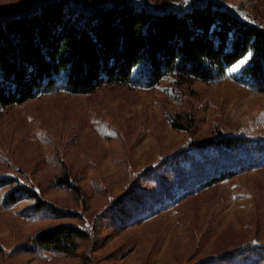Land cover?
I'll return each instance as SVG.
<instances>
[{
    "label": "trees",
    "instance_id": "trees-1",
    "mask_svg": "<svg viewBox=\"0 0 264 264\" xmlns=\"http://www.w3.org/2000/svg\"><path fill=\"white\" fill-rule=\"evenodd\" d=\"M87 1L32 0L27 8L0 12V109L59 91L90 95L109 85L150 90L168 79H231L264 94V25L243 18L228 0H103L88 8L83 5ZM237 64L238 72L229 74ZM169 123L187 130L176 118ZM261 157L264 143L244 135L216 132L190 138L148 166L129 169L124 193L92 219L83 209L47 198V187L24 174L2 173L1 208L20 219L53 218L57 223L20 248L0 243V253L76 257L83 246L98 243L100 218L124 228L145 213L147 224L169 207L180 210L181 200L253 172ZM72 177L63 172L48 184L72 192L83 208L82 188ZM96 187L107 192L103 184ZM240 242L189 264H264V239ZM83 253L93 260L90 252Z\"/></svg>",
    "mask_w": 264,
    "mask_h": 264
},
{
    "label": "rangeland",
    "instance_id": "rangeland-1",
    "mask_svg": "<svg viewBox=\"0 0 264 264\" xmlns=\"http://www.w3.org/2000/svg\"><path fill=\"white\" fill-rule=\"evenodd\" d=\"M30 1L0 0V12L27 8ZM102 1L83 5L93 7ZM160 1L181 0L156 2ZM227 5L248 21L264 25V0H228ZM237 72L238 68L229 70ZM171 118L187 130L170 125ZM216 132L264 143V94L231 79L214 83L168 79L150 90L109 85L90 95L41 94L0 109V174L20 172L47 187V198L83 209L92 219L111 198L124 193L129 169L138 171L186 140ZM63 172L82 188L83 208L72 192L48 184ZM97 183L107 192L97 189ZM169 208L147 224L145 213L131 218L124 228L118 221L100 218L98 243L83 246L76 257L0 253V264H189L231 243L254 236L264 239V157L253 172L181 200L178 211ZM56 223L53 218L20 219L13 210L0 207V243L20 248Z\"/></svg>",
    "mask_w": 264,
    "mask_h": 264
},
{
    "label": "snow or ice",
    "instance_id": "snow-or-ice-1",
    "mask_svg": "<svg viewBox=\"0 0 264 264\" xmlns=\"http://www.w3.org/2000/svg\"><path fill=\"white\" fill-rule=\"evenodd\" d=\"M244 62H245V61L242 60V61L240 62V64H243ZM240 64H237L236 68L240 67ZM236 68H233L232 71H235Z\"/></svg>",
    "mask_w": 264,
    "mask_h": 264
}]
</instances>
